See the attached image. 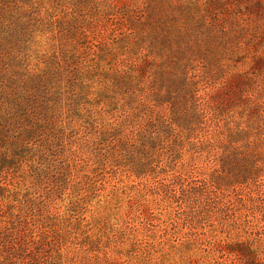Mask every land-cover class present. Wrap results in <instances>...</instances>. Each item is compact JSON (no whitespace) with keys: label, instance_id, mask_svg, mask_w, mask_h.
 <instances>
[{"label":"rangeland","instance_id":"rangeland-1","mask_svg":"<svg viewBox=\"0 0 264 264\" xmlns=\"http://www.w3.org/2000/svg\"><path fill=\"white\" fill-rule=\"evenodd\" d=\"M0 257L264 264V0H0Z\"/></svg>","mask_w":264,"mask_h":264},{"label":"trees","instance_id":"trees-1","mask_svg":"<svg viewBox=\"0 0 264 264\" xmlns=\"http://www.w3.org/2000/svg\"><path fill=\"white\" fill-rule=\"evenodd\" d=\"M13 226V225H12ZM30 237H32V234L30 235ZM4 251V250H3ZM3 256V254H1ZM0 264H15L14 261H5V258L2 259L0 257Z\"/></svg>","mask_w":264,"mask_h":264}]
</instances>
